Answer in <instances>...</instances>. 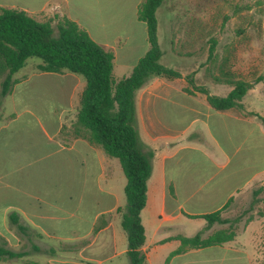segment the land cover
Listing matches in <instances>:
<instances>
[{
	"label": "crops",
	"instance_id": "obj_1",
	"mask_svg": "<svg viewBox=\"0 0 264 264\" xmlns=\"http://www.w3.org/2000/svg\"><path fill=\"white\" fill-rule=\"evenodd\" d=\"M141 1L0 0V7L22 10L37 21L49 19L53 36L60 18L72 20L112 53L111 76L118 80L148 49L145 24L137 17ZM155 18L158 62L179 75L148 77L133 94L135 128L143 150L152 152L139 212L146 264H163L179 245L177 236L200 232L203 238L219 228L218 223L205 228L197 216L222 209L220 216L227 218L233 200L248 191L255 195L264 182V89L248 88L241 109H213L195 87L224 96L230 86L213 79L207 32L193 27L190 17L177 21L170 0L156 8ZM38 63L14 72L10 91L0 96V246L24 252L0 258V264H128L117 212L125 202L120 196L125 178L118 160L89 142L75 121L84 81L68 71H41ZM29 76L59 78L62 106L56 118L15 110V87ZM87 204L96 210L81 230ZM239 236L172 254L166 264H206V254L220 251L217 264L225 254L229 264H254Z\"/></svg>",
	"mask_w": 264,
	"mask_h": 264
},
{
	"label": "trees",
	"instance_id": "obj_2",
	"mask_svg": "<svg viewBox=\"0 0 264 264\" xmlns=\"http://www.w3.org/2000/svg\"><path fill=\"white\" fill-rule=\"evenodd\" d=\"M162 1L142 0L139 3L137 17L145 24L148 49L134 64L129 75L118 80L111 76L112 53L103 50L72 20L60 18L55 24L57 33L53 36L49 19L37 21L22 10L0 7L1 97L10 91L15 82L12 74L30 57L40 59L36 67L41 71H68L80 74L84 79L75 121L85 129L89 142L118 160L125 178V202L122 208H117V212L120 213V226L126 237L128 264H146L141 251L144 233L139 212L145 204V181L150 172L152 156V152L143 150L135 128L133 94L148 77L172 78L179 75L158 62L160 49L156 38L155 10ZM213 45L212 39L209 55ZM212 60L214 64V54ZM213 79L228 84L230 90L224 96H218L208 94L204 87H195L205 94L208 104L215 110L241 109L240 100L251 83L225 70L222 63L215 66ZM262 79L257 77L255 82ZM260 119L264 122V116ZM221 210L197 217L205 221V228L213 223L227 224V227L217 228L203 238L200 232L191 236H177L179 245L168 254L163 264L170 255L188 248L218 245L233 239L232 221L221 217ZM11 220L16 223V220ZM17 226L22 229L20 225ZM23 254L0 246V258L20 257Z\"/></svg>",
	"mask_w": 264,
	"mask_h": 264
},
{
	"label": "rangeland",
	"instance_id": "obj_3",
	"mask_svg": "<svg viewBox=\"0 0 264 264\" xmlns=\"http://www.w3.org/2000/svg\"><path fill=\"white\" fill-rule=\"evenodd\" d=\"M170 2H173L176 9L177 21L178 18L190 17L193 19V27L195 26L202 34L207 32L208 48L211 40H214L215 66L222 63L225 70L233 75L249 81L251 86L264 89V0H170ZM164 7L165 5L161 9ZM178 25L180 24H174L175 27ZM163 30L159 15L157 33L159 40H162ZM36 62H40V59L28 58L21 70ZM77 76L84 81L80 74ZM257 77L263 79L255 82ZM43 78L29 76L27 82L15 87L13 102L16 111L29 108L37 115H54L56 118L59 107L62 106L57 86L59 78L57 79V76ZM8 104L10 105V101ZM120 196L124 198L122 190ZM89 201L90 198L87 196L86 202ZM93 210L96 209L87 204L84 209V220L79 223L81 230L89 225ZM225 215L232 221L234 236L236 233L239 234L238 241L241 239L243 246H247L251 251L254 264H264V182L255 195L248 191L243 197L233 200ZM225 227L227 224H220L219 228ZM206 255L209 256L206 264H217L216 258L221 256L222 252H210ZM224 257L221 264H229L227 258L229 255L225 254ZM186 264L201 263L195 260Z\"/></svg>",
	"mask_w": 264,
	"mask_h": 264
}]
</instances>
